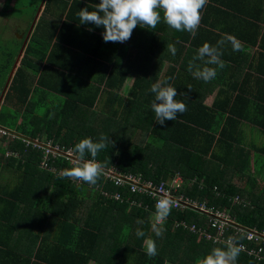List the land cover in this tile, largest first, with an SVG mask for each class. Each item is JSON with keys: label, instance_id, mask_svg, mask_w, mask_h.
Segmentation results:
<instances>
[{"label": "crops", "instance_id": "1", "mask_svg": "<svg viewBox=\"0 0 264 264\" xmlns=\"http://www.w3.org/2000/svg\"><path fill=\"white\" fill-rule=\"evenodd\" d=\"M19 1L3 0V33L11 32L7 37L21 40V43L16 41L19 43L16 48L19 46L21 49L37 12L33 18L34 0L22 5ZM98 3L100 0H70L66 6L55 4L54 12L58 13V17L54 14L57 46L45 50L43 66L48 68L44 69L42 79L62 90L53 91L56 96L64 101L69 99L70 106L95 100V109L102 114L95 112L90 117L95 120L94 132L98 136L127 137L132 125L140 123L143 130L136 129L138 132L133 136L139 141L150 134L148 121L154 118V112L149 107L155 98L150 91L151 85L157 80L162 83L166 81L176 88L179 94L177 100L181 96L196 102L192 107L187 104L186 112L191 111L192 119L202 122L205 129V126L217 125L219 117L223 119L215 136L223 134V138L228 139L220 145L214 143L212 147L218 151L223 163L209 153L203 162L204 165L210 161L205 168L213 164L210 172L222 176L224 183L230 181L242 191L240 196H259L264 189V0H209L202 10L201 24L195 35L177 32L161 20L155 30L138 25L131 38L123 43H106L102 36L103 27L79 22L77 13L85 7L89 11L95 10ZM15 10L18 12L15 17L7 13ZM48 19L52 20L50 16ZM34 29L35 26L27 45ZM226 35L235 36L242 43L243 50L233 51L232 45L226 43L221 59L227 66L218 68L216 78L210 82L195 79L188 71V63L197 49L205 42L215 46ZM168 43L174 44L177 49L174 56L166 49ZM197 63L203 66L202 62ZM40 73L36 80L41 78ZM123 73L126 75L121 87L108 85L112 79L114 84L117 83ZM124 105H127L125 109ZM231 110L235 112L234 115L229 113ZM228 117L232 119L225 123ZM91 131L87 130L88 133ZM205 132L211 134L210 131ZM33 138L50 139L47 135ZM212 158L215 161L210 160ZM24 171L16 165L11 167L2 163V195L29 179L30 176ZM20 199L15 209L0 200V264H55L50 260L59 253H63L66 259H58L59 263L72 264L68 253L65 256V248L64 251L56 249L57 242L71 240V237L64 235L71 233V229L62 226L59 219L53 216L41 226L44 216L39 213L46 204L43 192L36 193L32 188L30 192L23 193ZM95 199V196H88L79 214L80 222L85 219L90 204L104 206ZM110 218L111 222L104 224L107 232H112L114 227L120 228L118 221H114L113 216ZM110 245L118 249L119 242L98 241L89 264H105L106 260L115 259L108 251ZM209 245L206 255L215 248ZM115 261L117 264H136L133 260L123 261L120 258ZM168 263L173 264L165 262Z\"/></svg>", "mask_w": 264, "mask_h": 264}, {"label": "trees", "instance_id": "2", "mask_svg": "<svg viewBox=\"0 0 264 264\" xmlns=\"http://www.w3.org/2000/svg\"><path fill=\"white\" fill-rule=\"evenodd\" d=\"M34 1L33 18L42 0ZM69 1L46 0L42 14L35 25L31 39L0 105V126L19 135L32 137L47 135L56 143L75 148L76 143L84 138H92L94 142H98L100 136L94 132L95 120L92 118V114L95 112L102 114V112L95 109V100L70 106L69 99L64 101L56 96L55 92H62L61 89L52 82L42 79L44 69L48 68L46 65L43 66L45 50L51 49L54 45L57 46L55 4L66 6ZM55 15L58 17V13ZM48 16L52 20H49ZM19 50V46L13 51L9 47L7 52H2L5 61L3 62V57L0 59V96ZM39 73L41 78L33 80ZM125 75L121 74L119 81L115 84L113 79L109 80L108 85L113 84L117 88L121 87ZM178 101L185 102L189 107L196 103L190 98L181 96H178ZM126 107L127 105H124V109ZM149 107L151 108V105ZM229 113L234 115L235 112L231 110ZM153 116L154 118L148 121L149 135L141 137L142 139L137 141V137H133L138 132L135 130L143 129L140 128V123H132L129 136L117 138L108 136V147L101 150L96 158L105 166L116 165L125 172H142L145 176L153 177L156 181L168 178L176 172H180L187 178L203 179L205 183L203 189H199L198 185L187 189L190 196L198 197L201 200L208 198L210 204H215L222 209H231L237 222L244 226L264 229V187L259 192V196H241L245 198L246 205L233 204L232 197L242 195V191L232 185L230 181L224 183L222 176L212 174L213 164L206 169L209 160L203 165L209 153L211 157L221 159L218 156V151L213 150L212 147L214 143L220 145L225 139H228L223 138V134L220 137L215 136L222 124V117L217 119V125L205 126L207 127L205 129L202 122L192 119L191 111L184 115L178 114L174 121L166 120L163 126L155 121V114ZM229 119L232 118L228 117L225 123H229ZM90 129L93 131L88 133L87 130ZM205 131H210L211 134H206ZM11 151L19 152L21 159L12 154L7 155V152ZM86 156H90V154ZM210 160L215 161L214 158ZM39 161L40 154L26 147L22 141L2 136L0 138V170L2 163L11 167L16 165L18 168L24 169V172H27L30 177L15 185L11 192H5L3 195L0 192V196H3V198L0 197V200L11 204L15 209L16 206L18 207V203L21 201L20 196L23 193L30 192L32 188L36 193L37 191L43 192L46 204L39 213L44 216L41 226H44L53 216L59 219L62 226L71 229V233H64L71 237V240L57 242L56 249L62 251L65 248V256L68 253L72 264H89L94 256L98 241L102 239L119 242L118 249L112 245L108 247L109 249L107 248L115 259H108L105 264H117L116 258L123 261L133 260L137 264H165L166 261L173 264H201L206 256L209 245L207 242L202 240L197 243V234L183 227H174L176 220L196 222L202 225V223H206L203 214L194 210H172L163 223L165 229L163 236L157 237L151 230L153 215L151 209L135 207L130 208L131 213H128L129 205L126 202L107 200L99 190L95 189V186L81 181L61 179L60 174L39 168ZM52 163L64 170L75 166L69 163V159L62 157L55 159ZM220 163H223V160H220ZM32 179L34 180L32 181ZM102 183L100 178L97 184ZM103 186L110 187L108 184ZM215 187L223 196L216 195ZM88 196H95L97 202L104 206L98 207L95 204H90L85 219L80 222L79 214ZM111 216L114 221L128 219L127 224L134 223L137 227L132 228L131 225H126L120 231L114 227L112 232L110 230L107 232L104 224L111 222ZM138 229L145 233L144 237H137ZM147 238L154 239L157 245L158 254L153 258H149L144 251V240ZM61 240L63 239L61 238ZM192 243H197V245H192ZM67 244L69 246H66ZM210 245L215 248H226L224 245ZM58 259L60 261L65 259L63 253L57 254L56 258L50 261L61 264ZM236 264L263 263H256L246 254L240 253Z\"/></svg>", "mask_w": 264, "mask_h": 264}, {"label": "clouds", "instance_id": "3", "mask_svg": "<svg viewBox=\"0 0 264 264\" xmlns=\"http://www.w3.org/2000/svg\"><path fill=\"white\" fill-rule=\"evenodd\" d=\"M209 0H100L95 10L89 11L87 7L81 9L77 16L82 24H94L103 27V40L107 42L123 43L128 41L134 29L140 27L155 30L161 20L177 32H188L195 35L202 20V10ZM161 12L163 15H161ZM91 30V29H89ZM226 43L232 45L233 51H242V43L232 35H226L213 46L205 42L188 63V71L195 79L205 83L212 81L217 76V69L225 68L226 62L221 59L222 48ZM167 51L173 56L177 49L174 44L166 45ZM197 61L202 62L197 63ZM216 66V67H213ZM169 79H171L169 77ZM191 89V86L188 85ZM150 91L155 94L151 103V110L155 114V121L164 125L166 120L174 121L178 114L187 111V104L176 99L178 92L175 87L166 81L157 80L151 85ZM109 137L101 134L98 142L92 138L81 139L75 145L77 163L75 166L61 172V179H72L89 185H96L104 175L105 165L96 161L101 150L108 147ZM90 154V156H86ZM85 158H91L86 160ZM174 201L167 196L157 199L155 204L154 222L152 230L155 236L162 237L165 231L164 221L170 215ZM137 237H144L142 230H137ZM144 251L149 258L158 254L154 239L144 240ZM242 246L231 239L226 248H213L203 258L201 264H236L242 251Z\"/></svg>", "mask_w": 264, "mask_h": 264}, {"label": "built area", "instance_id": "4", "mask_svg": "<svg viewBox=\"0 0 264 264\" xmlns=\"http://www.w3.org/2000/svg\"><path fill=\"white\" fill-rule=\"evenodd\" d=\"M2 136H8L11 140L18 139L26 147L39 153L38 166L43 170L55 172V165L52 162L59 157L69 159L73 165L77 163V154L72 146L66 147L48 138L19 135L0 126V138ZM8 154L21 159V155L17 151L7 152ZM85 159L90 160L91 158ZM96 161L99 162L97 159ZM101 179L102 184L92 186H95V189L99 190L107 200L126 202L129 208L139 207L155 212L157 199L167 196L175 202L172 210H194L203 214L206 223H202V225L196 222L176 220L174 227H183L197 234L198 242L203 240L210 244L226 246L231 239L237 245L242 246V254H246L256 263L264 264V229L246 227L237 222L231 209H222L215 204H210L206 199L201 200L187 194L185 188L198 185L200 189H203L205 187L203 179L185 178L180 172H176L168 179L156 181L153 177H147L143 173L125 172L116 165L105 166ZM104 184H108L110 187H104ZM214 190L217 196H223L217 187ZM232 203L247 204L240 195L232 197Z\"/></svg>", "mask_w": 264, "mask_h": 264}, {"label": "rangeland", "instance_id": "5", "mask_svg": "<svg viewBox=\"0 0 264 264\" xmlns=\"http://www.w3.org/2000/svg\"><path fill=\"white\" fill-rule=\"evenodd\" d=\"M30 1H31V0H21V1H19V2H21L20 5H22V4H28V3H31ZM20 5H19V6H20ZM22 10H23V12L25 11L24 9H22ZM7 13L10 14L12 17H15V16L18 15L17 10L13 11L12 13H9V12H7ZM3 14H5V12H3V0H0V59L3 57V62H4V61H5V57H4V55H3L2 52H7L9 47H11V51L15 50L16 47H17V45H18L19 43H21V42H20L21 40H19V39L16 40L15 37H13V38L7 37V36L11 35V32L3 33V26H4V25H3ZM16 41H19V43L16 42ZM34 79H36V77H34L33 80H34ZM44 109H45V108H44ZM72 149L74 150L75 148L73 147ZM97 160H99V159L97 158ZM69 163L72 164L71 161H69ZM42 170H43V169H42ZM63 170H64V169H59L57 166L54 167V171H55V173L61 174V172H62ZM139 173H142V172H139ZM204 199H206V200L208 201V198H204ZM204 199H203V200H204ZM208 202H209V201H208ZM127 212H128V213H131L130 210H128ZM154 213H155V212H152L153 215H152V218H151V230H152V224H153V222H154V219H153V217H154ZM126 214H127V213H126ZM118 222H119L118 224H119V227H120V228H116L117 231L122 230L123 228H125L126 225H131L132 228L137 227L134 223H133V224H132V223L127 224L128 219H127V220H126V219H124V220H119ZM131 222H133V221L131 220ZM134 230H135V229H134ZM163 244H164V242H163ZM191 252H192V251H191ZM136 264H137V263H136ZM168 264H171V263H168Z\"/></svg>", "mask_w": 264, "mask_h": 264}, {"label": "water", "instance_id": "6", "mask_svg": "<svg viewBox=\"0 0 264 264\" xmlns=\"http://www.w3.org/2000/svg\"><path fill=\"white\" fill-rule=\"evenodd\" d=\"M45 1H46V0H42L41 4H40V6H39V8H38V10H37L36 17H35L34 21L32 22L31 31H32V29L34 28V26H35V24H36V21H37V19H38L40 13H41V11H42V8L44 7V3H45ZM31 31L29 32L28 37L30 36ZM28 37L25 38V41H24V43H23V45H22V47H21V49H20V53H19V55H18V57H17V59H16L14 65H13V68H12V70H11V72H10V74H9V77H8V79H7V82H6L5 86H4V89H3L2 94H1V96H0V105H1V102H2V100H3V98H4V95L6 94V92H7V90H8V87H9V85H10V82H11V80H12L14 74H15V71H16V69H17V67H18V64L20 63V59H21L22 56H23L24 50H25L26 45H27V42H28Z\"/></svg>", "mask_w": 264, "mask_h": 264}]
</instances>
